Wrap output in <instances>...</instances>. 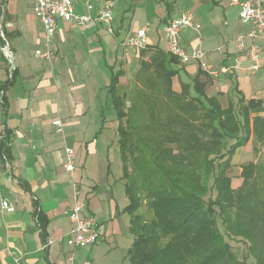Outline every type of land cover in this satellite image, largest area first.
Returning <instances> with one entry per match:
<instances>
[{
    "label": "crops",
    "instance_id": "crops-1",
    "mask_svg": "<svg viewBox=\"0 0 264 264\" xmlns=\"http://www.w3.org/2000/svg\"><path fill=\"white\" fill-rule=\"evenodd\" d=\"M188 10L201 28L184 29L181 42L189 51H205L212 69L207 73L199 62L184 64L176 57L170 64L178 70L172 88L179 92L183 83L192 88L199 76L207 80L209 96L222 93L228 101L234 78L246 98L264 99V37L255 38L261 67L253 70L247 56L252 25L240 21V7L230 0H115L114 32L102 21L60 20L51 59L34 54L46 50L34 0H0V200L11 203L0 212V264H131L134 235L124 210L129 198L115 143L119 120L110 85L119 73L118 94L126 100L123 78H139L142 61L152 52H169L164 28ZM76 12L85 13L84 4ZM145 25L151 48L144 52L127 38ZM6 40L15 56L13 80L1 50ZM56 119L63 123L62 132L56 130ZM67 147L75 150L73 172L64 167ZM76 201L85 202L84 214L98 218L103 236L73 249L66 236Z\"/></svg>",
    "mask_w": 264,
    "mask_h": 264
},
{
    "label": "trees",
    "instance_id": "trees-1",
    "mask_svg": "<svg viewBox=\"0 0 264 264\" xmlns=\"http://www.w3.org/2000/svg\"><path fill=\"white\" fill-rule=\"evenodd\" d=\"M150 48L147 45L142 51ZM176 59L170 52L157 50L147 61H142L138 79L145 89L139 83L138 99L131 109H127L124 96L118 94L119 73L114 74L110 85L119 120L122 178L129 198L124 210L131 216L130 230L134 235L128 250L129 260L131 264H225L228 244L218 235L219 215L231 233L252 241L257 239L261 249L255 253L259 256L256 264H264V189L251 182L263 175L264 165L255 161L244 163L241 171L244 181L237 189L232 187L228 175L232 157L251 137L264 146V99L246 98L234 78L227 106L219 98L222 93L212 96L206 93L208 82L199 76L194 78L192 88L183 83L181 91H175L172 78L178 70L170 64ZM155 98L157 102H168L162 106V112L165 111L162 120L169 124V129L162 132L160 146L154 147L155 154L148 164L138 163L136 174L129 161V123L132 116L142 112L143 104L138 101H155ZM146 109L148 115L155 116L153 123L156 114L149 108L144 113ZM156 121L157 118L154 124ZM185 124L190 126L184 127ZM173 125L178 128L172 135ZM181 135H188L186 140H190L186 148L201 149L203 153H182L185 147L179 143L174 153L168 143L173 138L184 139ZM195 140L202 142L198 146ZM253 148L259 150L257 145ZM143 204L152 211L150 219L140 210ZM42 233L45 234L43 225ZM255 247H251L253 252Z\"/></svg>",
    "mask_w": 264,
    "mask_h": 264
},
{
    "label": "built area",
    "instance_id": "built-area-1",
    "mask_svg": "<svg viewBox=\"0 0 264 264\" xmlns=\"http://www.w3.org/2000/svg\"><path fill=\"white\" fill-rule=\"evenodd\" d=\"M234 5L240 7L239 19L244 24L252 25L247 34L251 38V44L248 47L247 56L251 61V69L258 70L261 66V46L255 41L259 36L264 37V0H230ZM84 4L85 13L76 12L78 4ZM34 11L41 19L45 30L46 50H35L36 56L51 59L53 56L52 42L57 34L60 20L75 21L79 25H86L92 20L105 22L110 32L113 30V19L115 11V0H34ZM199 30L201 24L197 21L193 11L188 10L183 14L173 18L164 28L168 51L178 58L181 63H190L197 61L204 69L210 67L206 61V53L200 48L187 50L182 42V33L186 28ZM150 27L142 26L133 32L128 38L127 43L138 49L147 47L149 44L148 33ZM238 45L241 50L246 48L243 37H238ZM2 54L7 59L9 69L8 78L13 80L16 69L14 52L11 49L8 40L4 41L1 47ZM236 62L239 65L240 57L236 56ZM208 64V66H207ZM3 91H1V95ZM56 130L63 131L61 119L54 121ZM67 158L64 167L68 172L75 169L74 157L75 150L72 147L66 148ZM10 168V163L7 164ZM11 208V203L5 197L0 200V212ZM85 202L76 201L69 210L70 228L66 236V241L73 249L79 247L91 246L102 239V232L99 229V221L95 215L84 214ZM51 240H48L45 246H48ZM73 261V256L70 257Z\"/></svg>",
    "mask_w": 264,
    "mask_h": 264
},
{
    "label": "rangeland",
    "instance_id": "rangeland-1",
    "mask_svg": "<svg viewBox=\"0 0 264 264\" xmlns=\"http://www.w3.org/2000/svg\"><path fill=\"white\" fill-rule=\"evenodd\" d=\"M241 27L244 28V26L242 24H240ZM200 66L201 64L198 63ZM208 66V64H207ZM210 67V66H208ZM212 69L211 67L206 69V72L208 73L207 70ZM140 83V79L135 78L132 79V77H124L122 80V85H121V91H125L126 94V107L127 109H131L132 104L136 101L137 98V92L136 89L138 87ZM140 88L141 89H145V86H143L140 83ZM148 92V88L146 89L145 93ZM149 92H152L151 90H149ZM149 96V94H148ZM141 98V97H140ZM221 103L223 106H227L228 101L226 96L224 95H220L219 96ZM151 99V98H150ZM148 99L147 102L143 101H138L141 104H143V107L141 108L140 113H138L137 115L132 116V122H130V129H129V143H130V148L128 149L129 152V161H131V166L132 168H135V173L138 174L139 169H136L138 167V163L141 161V163L143 164H148V162L152 159V154H155L154 152H152V150L154 151V147L158 144L160 146V142H159V138L162 137V132L164 133L165 131H167L169 129V124L165 123L164 120H162L163 118V113L165 111L162 112V107L164 103H168L167 101H163L160 100L159 102H157V99L155 98L154 100H150ZM125 100V98H124ZM170 102V101H169ZM170 104H172L170 102ZM145 108H149L151 110H153L156 114V118L157 121L154 124L155 119L153 120L152 123V119L155 116L152 115H148V110L146 109V113L145 112ZM159 120V123H158ZM129 122V121H128ZM150 123V124H149ZM152 123V124H151ZM184 127H189V124H185L183 125ZM163 127H167V129H163ZM178 125H173V129L170 131V133L173 135V130L177 131ZM162 134V135H161ZM117 140H115L116 143V147L119 148V158L121 159V154H120V146H119V139H120V134L117 131L116 135ZM184 139H180L177 140V138H173V140H171L168 143V146L173 149V152L176 153L177 151V143H179L182 147H185L184 149H181L182 153H189V154H194V153H203L200 150H197V148H186L187 146H189L190 140H186L188 135H181ZM124 137V136H123ZM158 137V139H157ZM201 138V137H199ZM175 139V140H174ZM155 140V143H154ZM196 141V140H195ZM198 142V146L200 144V141H196ZM254 145H257V147L259 148L258 151H255L253 148L252 151V147H254ZM177 147V148H176ZM179 149V148H178ZM220 161V159L218 160ZM249 161H255L258 163H261L262 165H264V146L261 145L258 141L255 140L254 137H251L250 141H249V145L248 146H243L240 150H238V153H236L233 157H232V166L229 168L228 170V175L231 176L232 178V187L237 189L242 185V181H244V178L241 176V171H242V165L244 163H247ZM122 162V159H121ZM115 165L117 166V162L115 163ZM113 165V167L115 166ZM114 169V168H113ZM116 169V168H115ZM115 171V170H114ZM113 171V172H114ZM114 173L111 174V177L114 176ZM116 174V173H115ZM258 179V180H257ZM125 180V179H124ZM255 181V187H258L260 189H264V172L263 175H261L260 177H255V179H251V182L253 183ZM263 196H264V191L262 192ZM216 195L215 191H214V196ZM241 201V198H238ZM140 210H144L145 214L147 215V218L150 219L152 217V211L147 209L146 205L143 204L142 207L140 208ZM217 211H219L218 206H217ZM254 213V212H253ZM255 215V213L253 214V216ZM217 227H218V235L221 237L222 241L224 240L228 245H227V251L228 254L226 256V258L223 260V262L225 264H227V260L229 261L228 264H256L257 263V258H259L258 255H256L255 253H259L260 249H261V245L256 241L257 239L253 238L254 241L248 239L247 237H244L243 235H240L238 233H231L229 230H227L226 226L224 225L222 218L218 215L217 216ZM222 235V236H221ZM224 243V242H223ZM255 245V252H253L252 250V246ZM219 250V249H218ZM252 251V252H251ZM261 255H263L261 253ZM196 259V258H195ZM241 261V262H240ZM217 264H221L219 262H217Z\"/></svg>",
    "mask_w": 264,
    "mask_h": 264
}]
</instances>
